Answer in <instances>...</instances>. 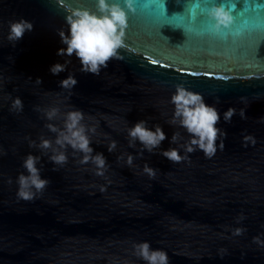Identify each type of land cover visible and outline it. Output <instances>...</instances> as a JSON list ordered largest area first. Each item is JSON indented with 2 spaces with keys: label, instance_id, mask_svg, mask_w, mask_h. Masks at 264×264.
Listing matches in <instances>:
<instances>
[{
  "label": "water",
  "instance_id": "1",
  "mask_svg": "<svg viewBox=\"0 0 264 264\" xmlns=\"http://www.w3.org/2000/svg\"><path fill=\"white\" fill-rule=\"evenodd\" d=\"M96 2L0 0V264H146L134 254L142 242L165 251L169 264H264V246L253 239L264 241V0H135L134 14L124 0H107L128 14L123 59L91 75L73 55L65 72L52 75L53 65L69 59L57 55L66 47L58 32H68L67 9L95 12ZM192 3L199 4L195 22L185 10ZM221 5L235 22L216 35L207 11ZM21 19L33 29L13 45L9 24ZM69 74L78 81L71 91L59 86ZM180 84L220 114L217 127L227 138L220 150L218 137L212 158L196 151L175 163L159 154L178 147L170 143L174 132L183 136L179 143L190 139L168 123ZM17 97L24 105L19 112L12 109ZM230 107L236 115L225 123ZM53 108L59 113L49 121ZM69 111H81L83 123L95 128L90 147L106 157L104 176L79 163L83 154L70 146L62 167L49 161L50 150L45 155L29 146L41 136L54 142L46 125L62 128ZM141 120L152 131L159 124L166 135L157 153L145 151L143 158L139 142L129 147L127 133ZM28 154L41 157L37 167L50 183L26 201L17 195V178L27 175ZM145 163L156 170L154 178L144 173ZM238 228L245 231L233 235Z\"/></svg>",
  "mask_w": 264,
  "mask_h": 264
},
{
  "label": "clouds",
  "instance_id": "2",
  "mask_svg": "<svg viewBox=\"0 0 264 264\" xmlns=\"http://www.w3.org/2000/svg\"><path fill=\"white\" fill-rule=\"evenodd\" d=\"M134 3L135 0H124V6L128 9V12L133 14L136 11ZM162 7L166 11L164 3ZM198 7V3H192L191 7L187 4L185 8L193 22L198 19L196 11ZM233 8H235V5H233ZM67 12L68 15L65 17V22L68 25V32L67 34L63 30L58 32L61 43L66 47L59 49L57 55L61 57L67 56L69 59L65 60L63 64L57 63L53 65L50 68L52 75H59L65 72L68 64L72 62L71 57L73 55L80 62V71L91 75H99L103 68H107L111 59H123L119 50L127 47L125 37L126 29L128 28V14L119 3L109 4L107 0H97L95 12L85 7L68 8ZM207 17L209 21H214V24L210 26V30L216 35L221 34L224 30L231 29L235 22L231 12L225 10L222 5L213 6L209 9ZM32 29L33 25L26 20L11 21L8 39L15 45L17 41L23 38L25 32H30ZM236 35H240V33H236ZM35 82L38 85L42 84V80L39 78ZM77 83L78 81L74 78V74H69L66 79L60 81L59 86L62 89L71 91ZM219 102V99H217L216 103ZM169 103L174 105L172 119L168 121L169 125L184 129L190 139L184 143H179L178 141L182 140L183 136L179 131L174 132L170 143L178 145V147H170L166 151L159 152L160 155L175 163L189 160L188 154L196 151H201L207 158H212L217 152L218 137L222 138L220 139L219 149L223 150V139L227 138V132L217 127L221 117L215 106L206 105L201 94L187 90L183 84L176 86L175 94L171 96ZM23 106V102L19 97L14 99L12 103L13 110L22 111ZM58 113L59 109L53 108L46 112V118L52 121L57 117ZM235 115L236 109L230 107L223 113V121L231 123ZM239 115L241 119L247 118L243 109ZM84 119V114L81 111H69L64 116L62 128L51 123L46 125L50 132L56 134L54 142L41 136L39 144L36 141H31L29 146L38 148L45 155L50 150L52 154L48 157L49 161L55 166L61 167L68 163L66 152L67 147L70 146L74 153L83 154L79 163L93 164L96 168L95 174L104 176L107 171L106 157L102 153L93 155L94 150L90 147L91 139L89 134H94L95 128H89L85 125L83 123ZM147 125V120H141L127 130L129 147L136 148L137 142L141 145L137 153L140 158H143L145 151L150 154H156L161 143L166 139V135L159 124L153 125L154 131L150 130ZM244 139L245 141L252 140L253 143L255 142L250 136H245ZM115 148L116 142L112 141L108 151L112 152ZM180 149H183L184 155L180 154ZM118 159H123V157ZM134 159L133 155L128 154L126 163L132 166ZM39 163H41V157L32 154H28L23 160L22 167L26 170L27 175L21 173L17 178L19 186L17 195L19 198L26 201L33 200L50 183L48 179L41 178V169L37 167ZM56 170V167H54L53 171ZM143 171L150 178L155 177L156 170L150 167L148 163L144 164ZM240 219H243V217ZM244 231V229L238 228L233 235H241ZM253 239L255 243L264 246V241L260 240L259 237H254ZM134 254L146 264H169L167 253L163 250H153L149 242L135 244Z\"/></svg>",
  "mask_w": 264,
  "mask_h": 264
},
{
  "label": "snow or ice",
  "instance_id": "3",
  "mask_svg": "<svg viewBox=\"0 0 264 264\" xmlns=\"http://www.w3.org/2000/svg\"><path fill=\"white\" fill-rule=\"evenodd\" d=\"M153 63H156V61H155V60H153Z\"/></svg>",
  "mask_w": 264,
  "mask_h": 264
}]
</instances>
